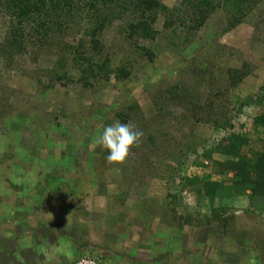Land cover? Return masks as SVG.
Masks as SVG:
<instances>
[{
  "label": "rangeland",
  "instance_id": "rangeland-1",
  "mask_svg": "<svg viewBox=\"0 0 264 264\" xmlns=\"http://www.w3.org/2000/svg\"><path fill=\"white\" fill-rule=\"evenodd\" d=\"M155 1L168 12L154 14L153 41L130 39L138 0H121L105 10L113 13L95 39L89 18L77 15L45 43L32 38L11 60L0 58V264L86 256L97 264H264V199L249 191L216 198L224 226L186 183L229 187L225 162L264 151L255 124L264 114V0L235 18L217 0L197 30L192 7ZM9 29L0 11V44ZM80 43L114 74L89 88L54 76L64 57L78 78L71 57ZM230 70L244 71L235 88ZM115 121L143 133L118 165L92 147ZM231 135L247 140L237 158L205 156Z\"/></svg>",
  "mask_w": 264,
  "mask_h": 264
},
{
  "label": "trees",
  "instance_id": "trees-1",
  "mask_svg": "<svg viewBox=\"0 0 264 264\" xmlns=\"http://www.w3.org/2000/svg\"><path fill=\"white\" fill-rule=\"evenodd\" d=\"M121 0H0V11H2L10 20V31L6 41L0 44V58L5 61L11 60L13 53L22 52L26 47V43L30 39H37L40 44L45 43L50 34L55 31H61L63 27L62 21L68 20L73 16L83 15L82 18H89L92 23L89 24V32L95 39V32H101L105 29L108 22V15L113 12L106 13L110 6L117 4ZM188 7H192L195 21L194 29H199L205 21V16L212 12L217 4V0H181ZM219 4L228 11L232 18H235L242 10L251 7V0H221ZM137 10L140 11L139 18L132 21L128 25V35L130 39L139 38L153 41L156 37L154 30V22L156 13H167L168 9L156 2L155 0H138ZM91 14V16H90ZM232 26V24H228ZM168 26V25H166ZM88 30V29H87ZM96 42V41H95ZM98 44L95 43L94 50ZM82 44L72 50L71 70L76 71L78 78L71 79L70 73L66 71L67 64L64 57H60L56 62V70L52 73L58 76L60 80H66L79 84L82 88L92 87L96 82L108 79L114 74V70L110 66L109 60H97V55L84 54ZM148 58H152L148 49H141ZM59 70V71H57ZM116 71V70H115ZM121 79L128 77L126 71H116ZM244 71L230 70L227 73V82L230 88H235L243 79ZM255 124L264 128V114L255 119ZM226 126V125H225ZM247 140L240 136L231 135L223 146H219L209 153L219 154L227 157L237 158L242 147L246 146ZM224 170L232 173L229 187H224L216 183L201 182L197 179L192 182H186L192 186L198 187V193L202 192L207 198L211 206L210 216L214 220L222 221L227 226V219H223L226 212L224 207H214L216 198L228 199L244 196L249 191L252 198L258 197L264 199V151L260 153L252 161L245 162L239 159L237 162L228 161L223 165ZM38 200V198H34ZM32 206V205H31ZM30 206V207H31ZM28 208L31 212L32 207ZM35 250L42 253V245L34 246ZM31 247V248H32ZM37 253V251H35ZM76 259L70 264H77L80 260Z\"/></svg>",
  "mask_w": 264,
  "mask_h": 264
},
{
  "label": "clouds",
  "instance_id": "clouds-1",
  "mask_svg": "<svg viewBox=\"0 0 264 264\" xmlns=\"http://www.w3.org/2000/svg\"><path fill=\"white\" fill-rule=\"evenodd\" d=\"M142 135V132L133 130L128 124L115 121L103 127L102 131L95 137L92 147L100 146L106 150L108 153L107 161L110 164L118 165L126 159L129 150L139 143Z\"/></svg>",
  "mask_w": 264,
  "mask_h": 264
},
{
  "label": "built area",
  "instance_id": "built-area-1",
  "mask_svg": "<svg viewBox=\"0 0 264 264\" xmlns=\"http://www.w3.org/2000/svg\"><path fill=\"white\" fill-rule=\"evenodd\" d=\"M77 264H97L94 260L90 259L89 257H84L80 259Z\"/></svg>",
  "mask_w": 264,
  "mask_h": 264
}]
</instances>
